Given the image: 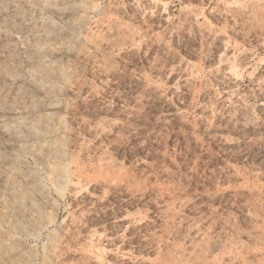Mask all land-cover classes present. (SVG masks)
Wrapping results in <instances>:
<instances>
[{"label": "rangeland", "instance_id": "rangeland-1", "mask_svg": "<svg viewBox=\"0 0 264 264\" xmlns=\"http://www.w3.org/2000/svg\"><path fill=\"white\" fill-rule=\"evenodd\" d=\"M0 264H264V0H0Z\"/></svg>", "mask_w": 264, "mask_h": 264}, {"label": "bare ground", "instance_id": "bare-ground-1", "mask_svg": "<svg viewBox=\"0 0 264 264\" xmlns=\"http://www.w3.org/2000/svg\"><path fill=\"white\" fill-rule=\"evenodd\" d=\"M60 153H61V152H60ZM57 163H58V162H57ZM64 167H65V166H64ZM60 168H61V167H60ZM66 168H67V167H66ZM57 170H58V169H57ZM59 170H60V169H59ZM59 170H58V171H59ZM63 170H64V169L62 168V171H63ZM66 170H67V169H66ZM66 170H64L63 172L65 173ZM58 171H57V172H58ZM63 172H62V173H63ZM68 172H69V171H66L67 174H68ZM59 173H60V172H59ZM66 173H65V174H66ZM65 174H64V175H65ZM67 174L65 175L66 177H67ZM60 175H61V174H60ZM54 176H55V175H54ZM62 176H63V175H62ZM58 177H59V175H58ZM68 178H69V175H68ZM69 179H70V178H69ZM65 182H66V181H65ZM25 195H26V194H25ZM27 196H28V195H27ZM28 197H29V196H28ZM30 198H31V197H29V199H30ZM31 199H32V198H31ZM31 202H33V200H32ZM35 207H36V206H35ZM37 209H39V208H37ZM37 213H38V212H37Z\"/></svg>", "mask_w": 264, "mask_h": 264}]
</instances>
